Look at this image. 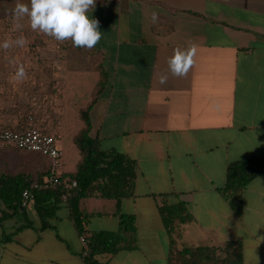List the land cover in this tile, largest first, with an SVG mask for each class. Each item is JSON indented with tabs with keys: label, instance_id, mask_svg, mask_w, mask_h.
Returning <instances> with one entry per match:
<instances>
[{
	"label": "crops",
	"instance_id": "1",
	"mask_svg": "<svg viewBox=\"0 0 264 264\" xmlns=\"http://www.w3.org/2000/svg\"><path fill=\"white\" fill-rule=\"evenodd\" d=\"M17 2L0 0V23L14 24ZM89 15L99 20L103 37L91 49L97 76L80 109L81 129V112L105 73L107 83L90 112L91 135L103 150L125 153L138 163L136 194L122 207L136 248L95 258L101 264H170V236L159 212V203L167 200L185 203L192 216L175 224L177 248L239 240L245 264H264V169L244 189L240 212L223 191L231 162L264 157V0H96ZM23 22L29 24L27 18ZM14 30L8 27L9 33ZM192 43L198 46L195 66L185 77L172 76L168 58L175 48ZM71 46L70 40L60 43L67 54L57 90L60 134L68 107L80 98L79 78L67 68ZM17 64L16 59L6 61L14 68L0 75V98L2 93L9 98L0 103V124L12 129L22 124L25 107L40 106L41 112L48 91L46 81L36 90L29 71L22 83L11 81ZM161 74L168 75L165 84L159 82ZM217 102L219 110L213 108ZM38 126L45 128L42 121ZM41 159L47 164L42 166ZM48 164L47 158L0 147V176H33ZM7 184L3 190L9 192ZM9 205L0 197V264H90L67 202L62 201L46 228L35 201L27 208L18 203L16 210ZM63 206L70 210L69 240L63 234L67 227L60 225ZM99 218L105 220L90 222L87 234L125 228L118 216Z\"/></svg>",
	"mask_w": 264,
	"mask_h": 264
},
{
	"label": "trees",
	"instance_id": "2",
	"mask_svg": "<svg viewBox=\"0 0 264 264\" xmlns=\"http://www.w3.org/2000/svg\"><path fill=\"white\" fill-rule=\"evenodd\" d=\"M107 77L105 73L100 80L98 89L86 109L81 112L84 127L74 138L76 146V160H68L67 168L63 157L61 178H69L78 182L77 188L70 190V200L67 202L72 218L80 234L85 235L88 241V255L85 260L90 264H101L95 257L105 253H116L122 250L136 248L134 231L128 229L126 214L123 213V202L126 198L136 194V181L138 176L137 161L116 150H103L99 142L91 135L90 112L102 94ZM20 108V107H19ZM28 125L24 122L16 128L23 130ZM0 127H3L0 124ZM23 151V150H21ZM51 165L41 170L36 177L19 174L18 176H0V197L10 207L17 209V204H22L23 192L33 188L36 182L42 181L50 175ZM264 157L252 156L233 161L227 168V179L223 189L234 210L240 212L243 207L242 193L248 184L262 173ZM8 182L10 191L3 190ZM11 190L14 192L11 194ZM35 206L41 214L43 227H49V218L54 215L62 203V195L66 192L63 186L49 187L42 190L33 189ZM10 194V195H9ZM162 195H156L160 198ZM159 212L166 230L170 236V264H245L244 243L231 240L224 245L216 247L199 245L196 247H176L173 237L175 224L192 219L183 202L175 204L167 200L159 203ZM114 215L121 220L125 228L120 232L96 231L87 234L90 218L96 216ZM4 220L0 218V223ZM220 254H223L222 256Z\"/></svg>",
	"mask_w": 264,
	"mask_h": 264
},
{
	"label": "rangeland",
	"instance_id": "3",
	"mask_svg": "<svg viewBox=\"0 0 264 264\" xmlns=\"http://www.w3.org/2000/svg\"><path fill=\"white\" fill-rule=\"evenodd\" d=\"M21 24L23 25L21 29H15L14 32L9 33L8 27H12L14 24L12 25V22H9L7 19H1L0 42L8 38L15 39L20 35H24L28 40V44L24 48L13 47L7 51L0 49V61L1 64H3L0 65V75L6 74L8 70L12 72V68L14 67L6 65V61H13L16 59L17 63L27 61V64L24 63L23 65L26 71H29L31 75H33V84L34 87L36 86V90L41 87V82L46 81V84H48V91L46 93L47 97L42 98L43 104L40 108L42 109L41 112H37L40 106L33 105L32 107L27 106L25 108L22 106V108H24V113L21 122L26 123L28 121V116H32L34 118L32 121L33 124L39 127L38 122L42 121L45 124L43 130L58 138V145L64 151L66 166L71 169L72 166L68 165V160H76V157H78L74 138L81 129V122L79 121L80 109L87 105L92 86L97 76L95 73L97 69L94 51L87 49L78 50L72 45L68 53L67 68L70 71L69 75L72 74L73 77L79 78L80 98H76V101H78L76 106L70 105L68 107V113L65 115L64 122L66 129L60 134V100L57 99V90L59 88L58 79L60 77V66L63 60L67 58V54L60 49V42L45 34L32 31L29 24H25L23 20ZM30 60L32 61L30 62ZM2 95L4 98H0V103L3 101L4 104H7L9 98L6 97L4 93H2ZM24 152L29 154V157H42L37 153ZM40 164L42 166L46 165V160L41 159ZM40 173L41 171L35 172L33 176L36 177ZM69 211L67 206L60 208V225L61 227L62 225L67 227L66 233H63L67 240L70 239L69 234L72 232V228H70L69 224V222H71ZM100 219L102 218L96 216L95 218H90V222L95 224L97 223L96 221L105 220V218L102 220ZM89 226H91L90 223ZM220 255L222 256L223 254Z\"/></svg>",
	"mask_w": 264,
	"mask_h": 264
},
{
	"label": "clouds",
	"instance_id": "4",
	"mask_svg": "<svg viewBox=\"0 0 264 264\" xmlns=\"http://www.w3.org/2000/svg\"><path fill=\"white\" fill-rule=\"evenodd\" d=\"M96 0H30L29 4L19 0L13 9L14 28L21 29V21L27 18L32 31L45 34L63 43L71 41L76 48L93 49L102 39L99 30V20L89 13L94 10ZM158 13H151L152 23L158 21ZM28 40L24 35L15 39H5L0 42V49L5 51L13 48H24ZM198 46L195 43L187 47H177L167 60L168 70L172 76L185 77L196 64ZM28 77V72L22 63H18L16 71L10 76L15 83H22ZM167 74H161L159 82L165 84ZM219 110L220 104L213 105Z\"/></svg>",
	"mask_w": 264,
	"mask_h": 264
},
{
	"label": "built area",
	"instance_id": "5",
	"mask_svg": "<svg viewBox=\"0 0 264 264\" xmlns=\"http://www.w3.org/2000/svg\"><path fill=\"white\" fill-rule=\"evenodd\" d=\"M31 123L23 130L0 127V147L13 146L18 150L37 153L47 158L51 165L50 175L42 181L36 182L33 188H27L23 192L21 206L27 208L35 198L33 189L42 190L49 187L63 186L66 192L62 195V201L70 200V190L77 188L78 182L69 178L62 179L60 174L63 168L64 151L58 145V138L45 130L33 125L34 118L29 116ZM83 246L86 248L84 257L88 255V241L84 235L80 236Z\"/></svg>",
	"mask_w": 264,
	"mask_h": 264
}]
</instances>
